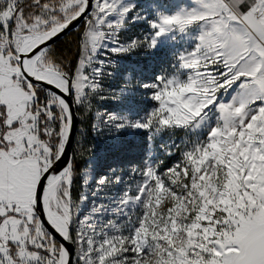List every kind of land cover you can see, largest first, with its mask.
<instances>
[{"label":"snow or ice","instance_id":"obj_1","mask_svg":"<svg viewBox=\"0 0 264 264\" xmlns=\"http://www.w3.org/2000/svg\"><path fill=\"white\" fill-rule=\"evenodd\" d=\"M74 109L144 134L128 180ZM0 264H264V0H0Z\"/></svg>","mask_w":264,"mask_h":264},{"label":"rangeland","instance_id":"obj_2","mask_svg":"<svg viewBox=\"0 0 264 264\" xmlns=\"http://www.w3.org/2000/svg\"><path fill=\"white\" fill-rule=\"evenodd\" d=\"M141 28L140 27H132L130 31L125 33L122 36L123 40H127L128 38L140 35ZM113 59H116V57H113ZM131 61L137 62L141 64L142 66H150L151 64H154L155 61H149L145 60L142 51H137L132 53L130 57ZM107 84L108 81H105ZM113 88H118L121 84V80L119 77H117L115 80L111 82ZM109 101H106L105 104H109ZM78 116V128L76 131V138L74 141L75 144V155L79 154L78 144L77 142L81 139L83 140L84 146L87 148L89 145H96L97 150L95 155L100 159L101 165L104 169V171H107L108 166L117 167L118 169H122V171H118L117 174H122L125 178V180L129 179V172L131 171L130 166L139 164L145 154V148H146V141L143 138L144 134L137 133V134H122L119 141L116 143H113L112 141L108 140L104 137H96L90 127L87 129L86 123L88 121L92 122V118H86L82 119L80 115L77 113ZM90 132V133H89ZM179 135H177L176 140L179 141ZM164 140H168V136H164ZM157 145L160 143L158 140ZM90 145V146H91ZM87 158V155L83 158L84 160ZM160 158L165 161L164 165L161 166V169L164 167L171 166L173 163L176 162L178 159V154L176 156H173L172 158H168L163 156V154H160ZM83 167V164L81 168ZM120 187H123L121 185ZM81 192V182L78 180L76 185H74L73 188V197L76 198Z\"/></svg>","mask_w":264,"mask_h":264},{"label":"trees","instance_id":"obj_3","mask_svg":"<svg viewBox=\"0 0 264 264\" xmlns=\"http://www.w3.org/2000/svg\"><path fill=\"white\" fill-rule=\"evenodd\" d=\"M82 22L76 28L71 29V31L67 32L59 38V40L53 42V48L56 51L57 55L63 56L66 59L72 60L74 59L76 52H77V42L79 33L82 31ZM79 121V119H78ZM77 121V123H78ZM87 129L90 127V122L86 123ZM90 133V132H89ZM91 145V144H90ZM89 145V146H90ZM85 148H87L85 146ZM75 144L73 145V151L71 156L75 154ZM87 155L81 156L80 154L76 155V167L79 169L83 164V158ZM74 195V194H73Z\"/></svg>","mask_w":264,"mask_h":264},{"label":"water","instance_id":"obj_4","mask_svg":"<svg viewBox=\"0 0 264 264\" xmlns=\"http://www.w3.org/2000/svg\"><path fill=\"white\" fill-rule=\"evenodd\" d=\"M79 24H76L74 26H71L68 30H66L65 33L71 31V29L73 28H76ZM61 34L58 38H56L53 42L59 40V38H61L62 36H64V34ZM71 102V101H69ZM78 116H77V113H76V110L74 109V123H73V132H72V140L70 142V144L68 145V148H67V151H66V155H65V158H64V162H66L68 160L69 157H71V154H72V151H73V145H74V141H75V138H76V131H77V128H78ZM62 166V164H61ZM69 249L71 250V245H68Z\"/></svg>","mask_w":264,"mask_h":264}]
</instances>
